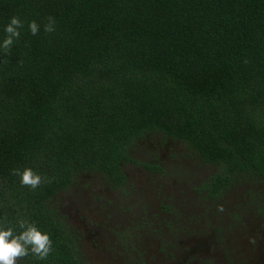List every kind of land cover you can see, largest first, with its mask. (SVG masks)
Here are the masks:
<instances>
[{
  "label": "trees",
  "instance_id": "1",
  "mask_svg": "<svg viewBox=\"0 0 264 264\" xmlns=\"http://www.w3.org/2000/svg\"><path fill=\"white\" fill-rule=\"evenodd\" d=\"M14 16L20 37L11 55L0 47V229L35 224L53 249L17 264H82L49 203L82 173L123 187L146 135L215 165L209 197L264 183V0H0V45ZM26 168L50 182L22 185L12 170Z\"/></svg>",
  "mask_w": 264,
  "mask_h": 264
},
{
  "label": "rangeland",
  "instance_id": "2",
  "mask_svg": "<svg viewBox=\"0 0 264 264\" xmlns=\"http://www.w3.org/2000/svg\"><path fill=\"white\" fill-rule=\"evenodd\" d=\"M131 157L123 187L82 173L49 203L82 264H264V183L240 179L209 197L202 185L219 169L159 134L137 140Z\"/></svg>",
  "mask_w": 264,
  "mask_h": 264
},
{
  "label": "clouds",
  "instance_id": "3",
  "mask_svg": "<svg viewBox=\"0 0 264 264\" xmlns=\"http://www.w3.org/2000/svg\"><path fill=\"white\" fill-rule=\"evenodd\" d=\"M28 27L33 36L38 34L40 26L35 21L30 22ZM21 28H23V22L18 16L12 17L10 23L5 27L6 38L0 45L5 56L11 55L13 43L19 39ZM44 31L46 33L55 31L54 17H48ZM12 174L19 175L22 185L29 186L33 190L42 183L50 182L47 178H42L34 173L30 168L24 169L22 173L19 169H13ZM19 227L23 229L19 234H15L12 227H8L6 230L0 229V264H17L18 260L29 255V250L38 259H46L53 250L49 235L41 233L35 224H28L25 221H20Z\"/></svg>",
  "mask_w": 264,
  "mask_h": 264
},
{
  "label": "flooded vegetation",
  "instance_id": "4",
  "mask_svg": "<svg viewBox=\"0 0 264 264\" xmlns=\"http://www.w3.org/2000/svg\"><path fill=\"white\" fill-rule=\"evenodd\" d=\"M146 136H148V135H146ZM226 190H227V189H225L222 193H219L216 197H220V196H221ZM206 192H207V195H208V192H209V191L206 190ZM261 207H262V206H261Z\"/></svg>",
  "mask_w": 264,
  "mask_h": 264
}]
</instances>
